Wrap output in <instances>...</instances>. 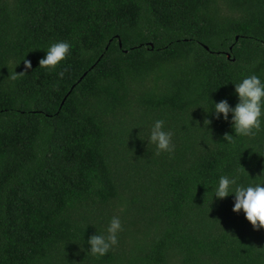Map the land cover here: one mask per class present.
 Wrapping results in <instances>:
<instances>
[{
	"label": "trees",
	"instance_id": "obj_1",
	"mask_svg": "<svg viewBox=\"0 0 264 264\" xmlns=\"http://www.w3.org/2000/svg\"><path fill=\"white\" fill-rule=\"evenodd\" d=\"M251 74L264 0H0V264H264V229L212 191L264 180V126L228 143L210 112ZM158 119L172 153L147 142Z\"/></svg>",
	"mask_w": 264,
	"mask_h": 264
},
{
	"label": "clouds",
	"instance_id": "obj_2",
	"mask_svg": "<svg viewBox=\"0 0 264 264\" xmlns=\"http://www.w3.org/2000/svg\"><path fill=\"white\" fill-rule=\"evenodd\" d=\"M71 45L66 41L50 44L46 49V55L40 60V66L55 68L64 61L70 53ZM28 68L30 62L25 61ZM59 75H63L61 72ZM16 75H12L15 79ZM238 102L235 106L225 100L214 101L210 111L217 118L221 114L224 120H229L231 114V126L235 136L225 134L224 140L231 143L233 137L252 136L264 126V80L256 74L244 76L240 82L234 83ZM209 112V111H208ZM165 121L156 120L149 131L147 142L155 146L156 154L161 152L172 153L175 148L170 130H165ZM214 198L223 199L232 195L234 197L233 211H243L251 225L259 230L264 229V180L243 183L236 176L220 175L212 186ZM122 231V223L119 216H113L108 224L105 234H94L87 240L90 245L88 252L94 257H102L114 246L118 245V233Z\"/></svg>",
	"mask_w": 264,
	"mask_h": 264
},
{
	"label": "water",
	"instance_id": "obj_3",
	"mask_svg": "<svg viewBox=\"0 0 264 264\" xmlns=\"http://www.w3.org/2000/svg\"><path fill=\"white\" fill-rule=\"evenodd\" d=\"M86 74V73H85Z\"/></svg>",
	"mask_w": 264,
	"mask_h": 264
}]
</instances>
